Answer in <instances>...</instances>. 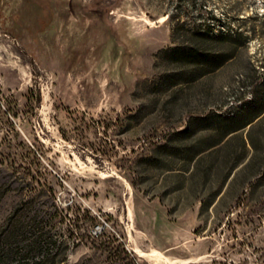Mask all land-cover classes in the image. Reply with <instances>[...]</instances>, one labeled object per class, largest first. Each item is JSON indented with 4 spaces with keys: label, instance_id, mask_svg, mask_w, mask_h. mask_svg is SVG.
<instances>
[{
    "label": "rangeland",
    "instance_id": "obj_1",
    "mask_svg": "<svg viewBox=\"0 0 264 264\" xmlns=\"http://www.w3.org/2000/svg\"><path fill=\"white\" fill-rule=\"evenodd\" d=\"M191 22L243 45L191 63ZM263 80L264 0H0V225L44 264H264V113L225 134Z\"/></svg>",
    "mask_w": 264,
    "mask_h": 264
},
{
    "label": "trees",
    "instance_id": "obj_2",
    "mask_svg": "<svg viewBox=\"0 0 264 264\" xmlns=\"http://www.w3.org/2000/svg\"><path fill=\"white\" fill-rule=\"evenodd\" d=\"M211 13L212 10H208ZM214 19L215 17L212 16ZM207 19V18H205ZM212 23H193L191 22V63H195L198 57L195 53L202 52L204 57L202 60L207 64L212 65V70L217 68L223 62L228 61L233 56V51L237 50L243 43L237 42V37L241 35L240 31L234 30L227 25L223 31L214 33L212 31ZM180 45H176L174 48L180 49ZM262 89L257 93V99L255 101H247L249 107H253L255 111L250 115L248 119L242 122L236 127L229 128L225 134L235 132L245 126L249 125L255 119L261 118L264 113V80L261 84ZM39 99V97L37 98ZM22 225H18V221L13 220V215H10L7 220L0 225V264H13L16 255L19 252L32 253L34 259H26L22 257L17 262H25L24 264H44L48 260L49 253L45 252V245L41 239V235L33 234L30 237H26L23 240H19L18 236ZM49 250V249H48ZM30 260V261H29ZM31 262V263H29Z\"/></svg>",
    "mask_w": 264,
    "mask_h": 264
},
{
    "label": "built area",
    "instance_id": "obj_3",
    "mask_svg": "<svg viewBox=\"0 0 264 264\" xmlns=\"http://www.w3.org/2000/svg\"><path fill=\"white\" fill-rule=\"evenodd\" d=\"M98 228V227H97Z\"/></svg>",
    "mask_w": 264,
    "mask_h": 264
}]
</instances>
